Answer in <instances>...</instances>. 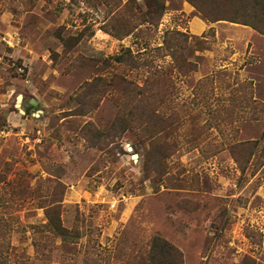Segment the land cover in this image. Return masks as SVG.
Returning <instances> with one entry per match:
<instances>
[{"label":"rangeland","instance_id":"obj_1","mask_svg":"<svg viewBox=\"0 0 264 264\" xmlns=\"http://www.w3.org/2000/svg\"><path fill=\"white\" fill-rule=\"evenodd\" d=\"M148 1L0 0V264H264V33Z\"/></svg>","mask_w":264,"mask_h":264},{"label":"trees","instance_id":"obj_2","mask_svg":"<svg viewBox=\"0 0 264 264\" xmlns=\"http://www.w3.org/2000/svg\"><path fill=\"white\" fill-rule=\"evenodd\" d=\"M214 5L215 9H219V14L213 18L207 17L208 20H229L233 22H239L247 25H251L253 28L261 33H264V0H217ZM148 5L151 11L149 15L151 17L152 12L155 16H152L150 20H155L164 13L165 3L161 0H149ZM153 10V11H152ZM122 58V56H119ZM122 61V60H121ZM237 161L240 159L235 157ZM245 160V158H244ZM48 219L46 226L47 228L60 236L62 239H68L75 237V233L69 230L63 225L60 214L55 207H48L45 211ZM178 252L181 256V251L177 250L175 246L170 244L168 241L155 237L151 245V254L153 259H156V254L165 256L166 253ZM159 262H166L160 260Z\"/></svg>","mask_w":264,"mask_h":264},{"label":"crops","instance_id":"obj_3","mask_svg":"<svg viewBox=\"0 0 264 264\" xmlns=\"http://www.w3.org/2000/svg\"><path fill=\"white\" fill-rule=\"evenodd\" d=\"M191 24L194 32L202 33L209 26L208 23L199 16H192Z\"/></svg>","mask_w":264,"mask_h":264},{"label":"water","instance_id":"obj_4","mask_svg":"<svg viewBox=\"0 0 264 264\" xmlns=\"http://www.w3.org/2000/svg\"><path fill=\"white\" fill-rule=\"evenodd\" d=\"M22 97H23L22 95H19V96H18V104H17L18 106H20V103H21ZM135 157H137V155H135Z\"/></svg>","mask_w":264,"mask_h":264}]
</instances>
